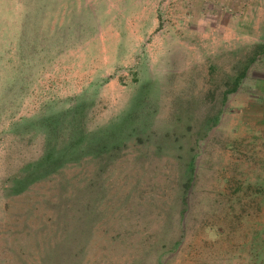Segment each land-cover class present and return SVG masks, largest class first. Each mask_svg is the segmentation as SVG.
I'll return each mask as SVG.
<instances>
[{"label": "rangeland", "instance_id": "1", "mask_svg": "<svg viewBox=\"0 0 264 264\" xmlns=\"http://www.w3.org/2000/svg\"><path fill=\"white\" fill-rule=\"evenodd\" d=\"M249 5L0 0V264H264V17L227 15ZM131 107L120 151L27 180Z\"/></svg>", "mask_w": 264, "mask_h": 264}, {"label": "trees", "instance_id": "2", "mask_svg": "<svg viewBox=\"0 0 264 264\" xmlns=\"http://www.w3.org/2000/svg\"><path fill=\"white\" fill-rule=\"evenodd\" d=\"M264 47L262 45H259L258 47ZM245 69L242 71L239 76H237L233 82V87L229 88L225 92V96H223V99L226 98V94L229 92L234 91L238 84L239 80L244 76ZM140 93V92H139ZM140 94H136V96L133 99L132 106L136 108V106L139 104L140 101ZM144 100V98H143ZM77 108V111H80V105ZM133 107L130 108V112L128 114L123 115V117L116 122H113L111 125L104 126L100 128L99 130L92 131L88 134H86L81 129L79 130V139H76L74 142H70L64 146L59 147V149H55V147L50 143H46L45 148V157L44 159H40L35 163H31L28 166L27 174H25V177H27V180L29 182L35 180L37 177L42 176L43 174H48L52 171V169L58 168L66 163L69 162H77L82 157L93 155L94 157L101 156L102 153L107 150L108 148L115 149V151H120V149L123 147V131H125V124L127 125L128 120L131 121V119H136L138 115L133 114ZM66 117V116H65ZM60 118L59 115L51 116L49 117V120L45 123H50L49 125L54 126V131L51 132V138L56 137L55 132L56 128H58V124H60L64 119ZM135 117V118H134ZM76 121V118H72L70 122ZM137 121V119H136ZM131 123V130L135 129L134 125L136 122L132 121ZM129 126V125H128ZM48 127V126H47ZM83 145H80L81 143ZM115 158V157H114ZM113 157L110 159L115 160ZM50 163V164H49ZM49 165L50 167L44 168L43 165ZM18 182V181H16ZM23 181H19L21 184ZM95 183V182H94Z\"/></svg>", "mask_w": 264, "mask_h": 264}, {"label": "crops", "instance_id": "3", "mask_svg": "<svg viewBox=\"0 0 264 264\" xmlns=\"http://www.w3.org/2000/svg\"><path fill=\"white\" fill-rule=\"evenodd\" d=\"M204 1H207V0H200V2H204ZM228 1V4H241V3H249V7L247 6L246 8L244 7L243 9H239V7H236L237 11L236 10H233L231 13L230 12H227V15L231 16L234 14V17H239V16H249V17H256L258 14L260 13H263V17H264V0H210V2H214V3H223V2H226ZM255 4V6L252 7V5ZM239 6V5H238ZM230 11V9H229ZM208 11L206 12H201V14L199 15L200 18L201 17H208ZM223 14V13H222ZM221 14V15H222ZM215 15H219V13L217 14V12L215 13ZM198 16V18H199ZM211 17V16H209ZM218 17V16H217ZM232 17V16H231ZM222 18V17H221ZM204 30V29H203ZM200 34H204L202 33V31L200 32Z\"/></svg>", "mask_w": 264, "mask_h": 264}]
</instances>
